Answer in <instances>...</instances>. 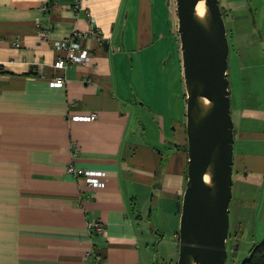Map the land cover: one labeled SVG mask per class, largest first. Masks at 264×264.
Returning a JSON list of instances; mask_svg holds the SVG:
<instances>
[{
    "label": "crops",
    "instance_id": "1",
    "mask_svg": "<svg viewBox=\"0 0 264 264\" xmlns=\"http://www.w3.org/2000/svg\"><path fill=\"white\" fill-rule=\"evenodd\" d=\"M150 2L0 0V264H159L156 245L178 230L187 181L186 100L177 113L150 114L124 81L127 56L156 39ZM219 6L237 78L229 85L235 255L244 229L255 244L264 238V0ZM90 17L100 34L88 39L90 64L55 68L65 53L54 41L87 31ZM41 26L49 40L38 37ZM57 75L61 87L50 84ZM90 113L95 120L69 118ZM71 163L103 171V186L67 174ZM96 219L102 235L88 231Z\"/></svg>",
    "mask_w": 264,
    "mask_h": 264
},
{
    "label": "water",
    "instance_id": "2",
    "mask_svg": "<svg viewBox=\"0 0 264 264\" xmlns=\"http://www.w3.org/2000/svg\"><path fill=\"white\" fill-rule=\"evenodd\" d=\"M201 1L203 19L196 15ZM175 6L187 144L176 264H226L234 142L228 37L219 0H175Z\"/></svg>",
    "mask_w": 264,
    "mask_h": 264
},
{
    "label": "rangeland",
    "instance_id": "3",
    "mask_svg": "<svg viewBox=\"0 0 264 264\" xmlns=\"http://www.w3.org/2000/svg\"><path fill=\"white\" fill-rule=\"evenodd\" d=\"M150 6L154 16L156 39L150 48L127 56L124 81L132 96L134 95L139 102L150 108V114L154 110L164 113L170 110L177 113L182 99L184 101L186 99L175 0H151ZM228 69L230 73L228 81L232 86L237 78L236 64L231 50L228 55ZM173 127L175 128V124L170 123L168 140L174 137ZM232 228V220H229L228 234ZM176 232H170L167 229L162 233L163 239L156 245V258L159 264H176L178 230ZM247 232H249L248 229H244L238 238L235 255L232 251L233 241L229 239V236L227 237L226 264H240L248 258L250 246L257 242L255 239L257 237L255 235V238L251 240V235Z\"/></svg>",
    "mask_w": 264,
    "mask_h": 264
},
{
    "label": "built area",
    "instance_id": "4",
    "mask_svg": "<svg viewBox=\"0 0 264 264\" xmlns=\"http://www.w3.org/2000/svg\"><path fill=\"white\" fill-rule=\"evenodd\" d=\"M90 28L87 31H73L69 37L54 41V48L65 53L64 57H58L53 66L58 69H66L72 65H88L91 62L90 47L88 46V39L93 37L96 40L100 39V34L94 26V18L90 17ZM38 37L43 40H49L50 28L48 26H41L38 29ZM65 83L63 75L55 76L50 84L52 86L61 87ZM96 113L87 115H70L71 120L76 121H92L96 119ZM74 148V152H75ZM66 173L75 179L83 178L85 184L89 187H102L101 180L104 177L103 171H92L86 168L74 166L72 163L66 167ZM87 228L90 234L102 235L104 231V224L100 220H93L88 222ZM96 262H100L101 257L94 255Z\"/></svg>",
    "mask_w": 264,
    "mask_h": 264
},
{
    "label": "trees",
    "instance_id": "5",
    "mask_svg": "<svg viewBox=\"0 0 264 264\" xmlns=\"http://www.w3.org/2000/svg\"><path fill=\"white\" fill-rule=\"evenodd\" d=\"M240 264H264V238L251 248L248 258Z\"/></svg>",
    "mask_w": 264,
    "mask_h": 264
},
{
    "label": "bare ground",
    "instance_id": "6",
    "mask_svg": "<svg viewBox=\"0 0 264 264\" xmlns=\"http://www.w3.org/2000/svg\"><path fill=\"white\" fill-rule=\"evenodd\" d=\"M196 15L200 18L203 19L205 15V6L204 2H199L196 6ZM207 181V177L204 178Z\"/></svg>",
    "mask_w": 264,
    "mask_h": 264
}]
</instances>
